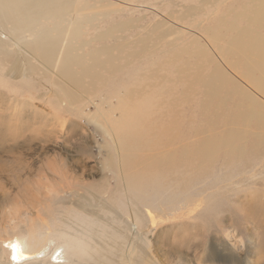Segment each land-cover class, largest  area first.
Wrapping results in <instances>:
<instances>
[{"label":"rangeland","instance_id":"rangeland-1","mask_svg":"<svg viewBox=\"0 0 264 264\" xmlns=\"http://www.w3.org/2000/svg\"><path fill=\"white\" fill-rule=\"evenodd\" d=\"M245 1L79 0L76 5L73 3L74 12L67 17L77 24L80 21L78 44L84 45L78 52L122 48L128 59L105 62L100 68V81L88 87L84 83L70 92L66 90L72 98L62 104L47 103V99L63 96L60 91L48 92L46 88L59 84L54 77L51 81L55 84L39 76L21 85L8 83L7 78L0 81V255L3 259H9L7 242L15 238L29 242V237H37L32 231L39 225H43L45 234L80 235L81 228L69 219L72 213L80 211L77 205L117 226L119 217L101 210L108 205L122 220L130 222L127 215L130 198L125 193L128 174L134 168L127 170L125 162L126 155L136 148H130L127 142L131 127L141 122L138 115L124 120V113L136 109L138 101L129 103L125 111L123 95L130 90L136 92L134 88H137L147 100L153 126L162 125L168 131L166 151L188 154L179 171L189 167L188 176L194 175L193 179L181 181V203L158 211L144 210L145 232H149L147 252L153 262L264 264V145L258 151H248L242 159L226 156L230 149L255 138L264 140V128L254 123H226L223 116L209 126L197 106L200 96L183 94L184 81L194 77L197 52L204 50L206 57L222 65L232 82L256 101L255 111L264 112V95L240 75V68L232 69L219 61V55L211 48L213 35H224V41L232 36L225 28L233 13L244 9ZM237 26L242 27L241 21ZM147 35L150 47L140 53L134 43H140ZM114 53L117 54L116 51L110 54ZM184 65L180 78L177 71ZM251 70L254 79L264 81L257 70ZM208 71L204 66V73ZM23 87L26 90L19 89ZM17 99L25 101L24 104L20 105ZM45 107L51 112L47 113ZM77 121L81 127L74 126ZM231 131L240 133V138L215 151L210 159L197 161L192 156L197 142L216 139ZM203 168L206 169L200 175ZM58 246L57 240L52 241L53 250Z\"/></svg>","mask_w":264,"mask_h":264},{"label":"bare ground","instance_id":"bare-ground-1","mask_svg":"<svg viewBox=\"0 0 264 264\" xmlns=\"http://www.w3.org/2000/svg\"><path fill=\"white\" fill-rule=\"evenodd\" d=\"M76 1L79 0H0V81L7 78L10 80L8 83L21 85L39 76L54 83L51 81L54 77L55 81H60L59 84L54 83L55 87L50 84L46 88L48 92L60 91L63 96L47 99V103L62 104L66 103V99L72 98L66 90L70 92L81 88L84 83L88 87L100 81V68L105 62L127 61L122 48L101 47L90 52H78L84 45L78 44L81 40L80 21L77 24L73 18L67 17L74 12L71 7L74 2L76 5ZM238 21L242 23L241 28L237 26ZM225 31L227 34L232 33V36L224 41V35H213L211 48L219 55V61L232 69L240 68V75L264 95V81L254 79L251 70H257L264 79V0H246L242 11L233 13ZM147 39L149 35L141 38L140 43H134L139 48L138 52L149 49ZM159 39L157 37L156 41ZM113 51L117 54L111 55ZM101 56H104L103 60ZM197 56L194 77L184 81L183 94L200 96L197 106L203 121L213 126L223 116L226 123H254L256 127L264 128V112L261 107V112L255 111L256 101L232 82L222 65H217L206 57L204 50L198 51ZM204 66L209 68L208 72L204 73ZM185 67L186 65L181 66L177 71L180 78ZM19 89L26 90L24 87ZM134 90L136 92L130 90L123 95L125 111L129 103L138 101L136 109L130 108L129 113H124V120L129 121L138 115L141 122V125L131 127L127 142L130 148H136L126 155L128 161L125 162L127 170L134 168L128 174L125 193L130 198V201L127 200V203L130 202L127 210L130 222L122 220L108 205H104L101 210L119 217L117 226L77 205L80 211L72 213L69 219L81 228L80 235L70 236L66 232L45 234L42 231L43 225L36 226L32 233H36L37 237H29V242L18 238L7 242L9 259H3V255H0V264H155L147 252L149 239L147 240L145 232L144 210L158 211L164 206L181 203V181L193 179L194 175L188 176V169L191 171L189 167L179 171L180 164L187 161L185 158L188 154L184 151L181 152L182 155L166 151L168 131L162 125L153 126L155 124L150 121L147 100L139 89ZM17 101L20 105L25 102ZM13 102L17 104L16 101ZM39 107L44 108L42 105ZM45 108L47 113L51 112L48 107ZM75 124L74 126L81 127L78 121ZM153 135L155 138L151 140ZM240 136V133L231 131L216 139H203L193 146L191 154L197 161H206L215 151ZM262 140L263 138H255L246 145L234 147L227 151L226 156H238L242 159L248 151L252 153L263 147ZM205 169H201L199 174ZM54 240H57L59 246L53 250L51 243ZM133 240L140 243L135 244ZM58 251L60 253L56 255Z\"/></svg>","mask_w":264,"mask_h":264}]
</instances>
